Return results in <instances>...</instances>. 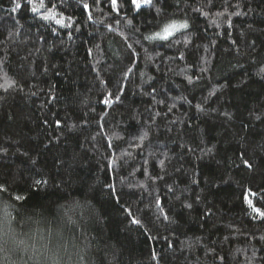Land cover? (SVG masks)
Here are the masks:
<instances>
[{"label":"trees","instance_id":"obj_1","mask_svg":"<svg viewBox=\"0 0 264 264\" xmlns=\"http://www.w3.org/2000/svg\"><path fill=\"white\" fill-rule=\"evenodd\" d=\"M43 3L0 0V264H264V0Z\"/></svg>","mask_w":264,"mask_h":264},{"label":"snow or ice","instance_id":"obj_2","mask_svg":"<svg viewBox=\"0 0 264 264\" xmlns=\"http://www.w3.org/2000/svg\"><path fill=\"white\" fill-rule=\"evenodd\" d=\"M28 4L31 5L33 4V0H27ZM144 4H151V0H143ZM113 6L117 4V0H112ZM132 4L135 5L137 8L141 6V0H132ZM23 5L20 3L16 4V9H20ZM40 7H44L43 0H40ZM85 8L88 7V5H84ZM34 13L37 12L39 9L36 7H32L31 9ZM45 19H48L49 17H44ZM60 23V21H57ZM187 28V24H182V25H176V24H170L164 27L163 29V35L161 33H157V36L160 37L161 39H168L170 36L173 35V31L177 28ZM248 167H251L250 164L247 165ZM4 189H0V191H3ZM17 199H22V197H17ZM249 204L251 205V201H249ZM253 211L257 212L261 217H264V212H261L259 208H253ZM134 223L136 221H133Z\"/></svg>","mask_w":264,"mask_h":264},{"label":"rangeland","instance_id":"obj_3","mask_svg":"<svg viewBox=\"0 0 264 264\" xmlns=\"http://www.w3.org/2000/svg\"><path fill=\"white\" fill-rule=\"evenodd\" d=\"M181 29H183V28H177V29H175L174 31H173V34H175V32H177V31H179V30H181ZM161 35H163V33H161Z\"/></svg>","mask_w":264,"mask_h":264}]
</instances>
